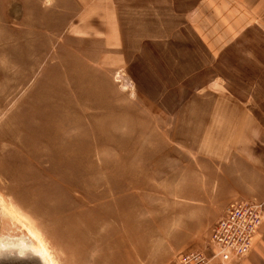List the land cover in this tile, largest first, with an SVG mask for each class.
I'll use <instances>...</instances> for the list:
<instances>
[{"label": "rangeland", "instance_id": "obj_1", "mask_svg": "<svg viewBox=\"0 0 264 264\" xmlns=\"http://www.w3.org/2000/svg\"><path fill=\"white\" fill-rule=\"evenodd\" d=\"M148 6L120 9L118 50L101 9L0 0V240L31 228L59 264H181L237 200L202 147L219 94L264 125V32L214 50Z\"/></svg>", "mask_w": 264, "mask_h": 264}, {"label": "crops", "instance_id": "obj_2", "mask_svg": "<svg viewBox=\"0 0 264 264\" xmlns=\"http://www.w3.org/2000/svg\"><path fill=\"white\" fill-rule=\"evenodd\" d=\"M75 1L81 9H101L104 12V26L112 28L104 39L108 49H125L126 43L132 39L130 32L124 29L125 18L130 19L128 11L140 9L141 2L145 1H148L152 13L163 8L166 17L171 18L175 13L185 22L192 23L201 39L209 42L214 50H219L220 44H231L253 30L264 32V0ZM89 4L96 6L91 8ZM121 8L122 11L126 9L127 17L120 12ZM132 20L133 26H140L136 19ZM208 117L213 126L205 136L202 154L211 156L214 163L218 162L228 172V196L264 200L263 122L254 115L247 101L227 94L214 98ZM232 264H264V222L253 238L249 254L243 261Z\"/></svg>", "mask_w": 264, "mask_h": 264}, {"label": "built area", "instance_id": "obj_3", "mask_svg": "<svg viewBox=\"0 0 264 264\" xmlns=\"http://www.w3.org/2000/svg\"><path fill=\"white\" fill-rule=\"evenodd\" d=\"M263 222L264 200L240 197L231 202L219 218L207 244L201 250L191 249L183 254L181 264H232L243 261Z\"/></svg>", "mask_w": 264, "mask_h": 264}, {"label": "bare ground", "instance_id": "obj_4", "mask_svg": "<svg viewBox=\"0 0 264 264\" xmlns=\"http://www.w3.org/2000/svg\"><path fill=\"white\" fill-rule=\"evenodd\" d=\"M119 75L117 78H120ZM29 239L24 243H18L16 240H0V255L4 254H17L19 256H32L36 257L43 264H59L55 257L52 256L47 243L42 236L31 228H28Z\"/></svg>", "mask_w": 264, "mask_h": 264}, {"label": "water", "instance_id": "obj_5", "mask_svg": "<svg viewBox=\"0 0 264 264\" xmlns=\"http://www.w3.org/2000/svg\"><path fill=\"white\" fill-rule=\"evenodd\" d=\"M0 264H43L38 258L32 256H19L17 254L0 255Z\"/></svg>", "mask_w": 264, "mask_h": 264}]
</instances>
